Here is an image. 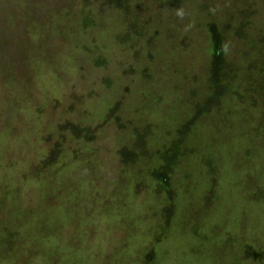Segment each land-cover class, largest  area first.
<instances>
[{"label": "rangeland", "instance_id": "obj_1", "mask_svg": "<svg viewBox=\"0 0 264 264\" xmlns=\"http://www.w3.org/2000/svg\"><path fill=\"white\" fill-rule=\"evenodd\" d=\"M258 38L264 0H0V264H264Z\"/></svg>", "mask_w": 264, "mask_h": 264}, {"label": "trees", "instance_id": "obj_2", "mask_svg": "<svg viewBox=\"0 0 264 264\" xmlns=\"http://www.w3.org/2000/svg\"><path fill=\"white\" fill-rule=\"evenodd\" d=\"M238 16H241V13H240ZM244 27H245V25L242 24V25H241V28L244 29ZM254 33H255V32H254ZM252 39H254V38H251V40H252ZM258 39H259V38H258ZM259 40L262 41V42H264V39H259ZM222 48H223V46H222Z\"/></svg>", "mask_w": 264, "mask_h": 264}, {"label": "clouds", "instance_id": "obj_3", "mask_svg": "<svg viewBox=\"0 0 264 264\" xmlns=\"http://www.w3.org/2000/svg\"><path fill=\"white\" fill-rule=\"evenodd\" d=\"M177 14H178V15H181V13H180V12H178Z\"/></svg>", "mask_w": 264, "mask_h": 264}]
</instances>
